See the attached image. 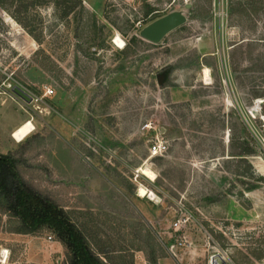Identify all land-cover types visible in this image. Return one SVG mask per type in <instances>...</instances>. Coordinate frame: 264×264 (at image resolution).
Returning a JSON list of instances; mask_svg holds the SVG:
<instances>
[{"label":"rangeland","instance_id":"obj_1","mask_svg":"<svg viewBox=\"0 0 264 264\" xmlns=\"http://www.w3.org/2000/svg\"><path fill=\"white\" fill-rule=\"evenodd\" d=\"M0 153L107 264H264V0H0ZM0 264H68L1 192Z\"/></svg>","mask_w":264,"mask_h":264},{"label":"trees","instance_id":"obj_2","mask_svg":"<svg viewBox=\"0 0 264 264\" xmlns=\"http://www.w3.org/2000/svg\"><path fill=\"white\" fill-rule=\"evenodd\" d=\"M0 192L22 223L23 233L51 228L68 250V264H107L93 251L84 234L50 198L36 192L21 178L17 160L0 153Z\"/></svg>","mask_w":264,"mask_h":264},{"label":"water","instance_id":"obj_3","mask_svg":"<svg viewBox=\"0 0 264 264\" xmlns=\"http://www.w3.org/2000/svg\"><path fill=\"white\" fill-rule=\"evenodd\" d=\"M190 6L191 4L189 3L185 4L186 9L190 8ZM186 20L187 17L183 10H172L144 25L139 31V36L149 42L159 43L169 32L183 25ZM11 90L25 102L29 103L32 101V96L21 87L15 85ZM210 261L211 264H228L219 253L213 254Z\"/></svg>","mask_w":264,"mask_h":264},{"label":"bare ground","instance_id":"obj_4","mask_svg":"<svg viewBox=\"0 0 264 264\" xmlns=\"http://www.w3.org/2000/svg\"><path fill=\"white\" fill-rule=\"evenodd\" d=\"M115 41H117L119 44H122V40L119 36L116 37ZM204 76H205V79L207 80L208 79V68H205ZM32 129H34L32 123L30 121H27L19 125L17 128H15L11 136L16 141H21L31 132ZM138 172L146 176L150 180H153L156 177L155 173L147 167H143V166L140 167ZM148 193H149V190L143 187L142 185L137 187V192H136L137 196L145 197L146 195H148ZM150 196H153V192H150ZM210 264H211V261H210Z\"/></svg>","mask_w":264,"mask_h":264},{"label":"built area","instance_id":"obj_5","mask_svg":"<svg viewBox=\"0 0 264 264\" xmlns=\"http://www.w3.org/2000/svg\"><path fill=\"white\" fill-rule=\"evenodd\" d=\"M46 94L53 93V90L46 87L45 88ZM37 100V98L32 97V101ZM167 150V144L163 139H160L158 136L151 141V144L148 146V152L150 155H159L164 153Z\"/></svg>","mask_w":264,"mask_h":264},{"label":"crops","instance_id":"obj_6","mask_svg":"<svg viewBox=\"0 0 264 264\" xmlns=\"http://www.w3.org/2000/svg\"><path fill=\"white\" fill-rule=\"evenodd\" d=\"M30 122L32 123V120H30Z\"/></svg>","mask_w":264,"mask_h":264}]
</instances>
